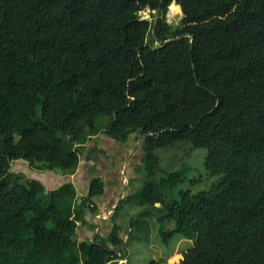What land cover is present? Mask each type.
<instances>
[{"label":"trees","instance_id":"obj_1","mask_svg":"<svg viewBox=\"0 0 264 264\" xmlns=\"http://www.w3.org/2000/svg\"><path fill=\"white\" fill-rule=\"evenodd\" d=\"M100 130L143 135V185L118 205L142 207L129 231L156 214L166 243L192 241L143 264H264V0H0V264H134L119 223L79 234L101 177L72 207V181L48 201L12 169L72 173ZM185 142L207 150V188L178 190L185 166L157 175L159 150Z\"/></svg>","mask_w":264,"mask_h":264},{"label":"rangeland","instance_id":"obj_2","mask_svg":"<svg viewBox=\"0 0 264 264\" xmlns=\"http://www.w3.org/2000/svg\"><path fill=\"white\" fill-rule=\"evenodd\" d=\"M174 2L177 3L176 1ZM170 14L173 13H171V8L169 6L166 14V20L174 30L180 25L183 18V12L181 14L174 13L171 17ZM141 15L146 18H152V14L148 10L141 11ZM98 132L101 133L103 130ZM130 136V139L132 138L135 141H138V139H143V135L140 131L132 133ZM102 137L103 134H100L99 139L101 140ZM159 155L160 166L162 170L158 172V176H161L164 172L174 171L184 166L189 168L186 174L187 179L177 186L178 190L191 189L192 191H198L207 188L213 181H217L218 179V176H214L213 180L208 185V183L205 184V180L202 178V176L207 172L203 165L204 159L207 155V150L205 148H197L193 150L190 143L185 142L179 143L173 147L161 148L159 150ZM141 168L142 167L138 168V172H140V170L141 172L146 171L145 169ZM12 169L19 172L20 174H24L27 177L30 176L42 180L45 184H47L49 190L58 187L64 182L72 181L71 177L68 176L71 174V172L66 173L61 169L38 170L34 166H31L25 159H17L13 161ZM54 173L56 174V177L59 176V178L57 177L58 179L53 178V176H55ZM135 179L136 180H133L130 184H133V189L137 191L140 187H142L143 182L140 179ZM77 188L78 187H76V189ZM82 189L83 188L77 189V197L69 200V203L72 207L76 206L82 196L87 194ZM42 197L49 199V193H45ZM168 197L171 198V192L169 191ZM159 204L160 203H157V205ZM141 209L142 207L138 206V204L132 202L124 203L120 206L118 211V213L121 215V218L119 220H108L112 223L116 221L120 223V235L127 241L126 248L128 250V257L134 264H143L148 262L150 259H161L168 262H173L179 252L192 245V241L182 234H175L171 241L166 243L163 239V236L160 234L161 223L157 221L158 217L156 214L146 216L145 218L143 217L136 224L134 230L130 232V222L132 217L137 216ZM97 213H100V210L96 208V205L94 211H87L85 216L87 220V228H80V235L82 239L94 240V235L97 233H100L103 236H108L112 232L114 225L110 226V228L108 227L104 229L102 228V225H100L102 224L101 220H97L98 217L93 218ZM163 227L166 230L173 228L174 222H167ZM115 248L119 249V247L116 246Z\"/></svg>","mask_w":264,"mask_h":264},{"label":"crops","instance_id":"obj_3","mask_svg":"<svg viewBox=\"0 0 264 264\" xmlns=\"http://www.w3.org/2000/svg\"><path fill=\"white\" fill-rule=\"evenodd\" d=\"M100 134H103L101 140L99 139ZM89 136L87 142L84 143L85 148L77 169L68 176L78 187L77 189L83 188L82 190L86 193L89 190L92 177L99 176L102 178L105 183L104 192L94 198L96 208L100 210V213H97L93 218L98 217L97 220H101L102 224L100 225L105 229L110 228L115 223L108 220H119L121 218L120 213H118V205L121 200L134 193V191L136 192L133 189V184L130 183L136 180L135 178L143 182V176L146 172H141V170L138 172V168L145 169V144L143 139L135 141L132 138L130 139L131 136L125 142L117 141L103 132H96ZM57 177L59 178V176ZM57 177L56 174L53 176L54 179H58ZM45 185L47 188L45 193H49L53 188L49 190L47 184ZM45 193L41 195V198ZM43 199L51 200L50 193L49 199ZM83 228L86 229L87 226Z\"/></svg>","mask_w":264,"mask_h":264},{"label":"water","instance_id":"obj_4","mask_svg":"<svg viewBox=\"0 0 264 264\" xmlns=\"http://www.w3.org/2000/svg\"><path fill=\"white\" fill-rule=\"evenodd\" d=\"M159 10H157V14H158ZM157 21H155V27H156Z\"/></svg>","mask_w":264,"mask_h":264}]
</instances>
